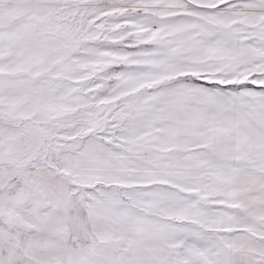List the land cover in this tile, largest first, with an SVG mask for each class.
<instances>
[{
    "label": "snow or ice",
    "instance_id": "6c2138e0",
    "mask_svg": "<svg viewBox=\"0 0 264 264\" xmlns=\"http://www.w3.org/2000/svg\"><path fill=\"white\" fill-rule=\"evenodd\" d=\"M0 264H264V0H0Z\"/></svg>",
    "mask_w": 264,
    "mask_h": 264
}]
</instances>
